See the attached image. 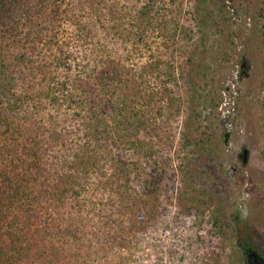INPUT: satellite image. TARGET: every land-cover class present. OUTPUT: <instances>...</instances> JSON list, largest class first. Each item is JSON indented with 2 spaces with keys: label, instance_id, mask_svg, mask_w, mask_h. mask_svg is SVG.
<instances>
[{
  "label": "rangeland",
  "instance_id": "rangeland-1",
  "mask_svg": "<svg viewBox=\"0 0 264 264\" xmlns=\"http://www.w3.org/2000/svg\"><path fill=\"white\" fill-rule=\"evenodd\" d=\"M8 5L0 264L264 255V0H101L100 20L87 0Z\"/></svg>",
  "mask_w": 264,
  "mask_h": 264
},
{
  "label": "trees",
  "instance_id": "trees-1",
  "mask_svg": "<svg viewBox=\"0 0 264 264\" xmlns=\"http://www.w3.org/2000/svg\"><path fill=\"white\" fill-rule=\"evenodd\" d=\"M89 3H90V7L92 9V12H90L92 14V16L94 17V19H98L100 20V13L98 14L99 12V5H100V2L101 0H87ZM8 2H12V3H17L19 2V0H0V14H1V11L2 10H7L9 5H8ZM153 3V2H151ZM151 7V4L150 6L147 7V5H145L144 9H145V12L147 13L148 11V8ZM95 13L97 14V16H95ZM145 14V13H144ZM144 18V17H143ZM142 20V19H141ZM146 19H144L145 21ZM150 23V22H149ZM149 23H147V25H150ZM83 26L82 25H79V29L80 30H84V29H81ZM119 26H116V29L118 28ZM81 32V31H80ZM87 70V73L84 74V78L81 77L80 79L74 81V89L79 93V96H85L86 95V87L85 85L88 84V80H86L87 76H90L89 73H88V69L86 68ZM85 72V70H83ZM58 101V99L54 96L53 98L50 99V102H52L53 104H56ZM1 103V101H0ZM109 110H110V115L109 117H111V120L113 121V124L116 126V127H119V123H120V120L118 119L119 118V115L121 113V110H122V103H120V101H117V102H112L109 104ZM8 108L9 109H12L14 108L15 110L17 111H20L21 110V107L20 105L18 104V102L16 103H10L8 104ZM92 114V113H91ZM91 116H90V113L89 111H86V113H84L83 115V119L85 120V122L87 120H90ZM103 124V122H102ZM83 126V125H82ZM90 136H86V142L84 143L83 146H79L78 145V149L74 150V158L77 160H79L80 156H81V153L83 151V148L84 146L88 148V140H89ZM88 139V140H87ZM84 152V151H83ZM90 159V158H89ZM80 162V163H78ZM75 163L78 164L77 167H75V170L78 168V169H81L83 172H87L88 170L91 169L92 165L90 163L87 162V165L85 166L84 165V162H81L80 161H76ZM88 165L90 167H88ZM75 172V171H74Z\"/></svg>",
  "mask_w": 264,
  "mask_h": 264
},
{
  "label": "flooded vegetation",
  "instance_id": "flooded-vegetation-1",
  "mask_svg": "<svg viewBox=\"0 0 264 264\" xmlns=\"http://www.w3.org/2000/svg\"><path fill=\"white\" fill-rule=\"evenodd\" d=\"M242 159H245V153H243ZM242 253L245 258L244 264H264V255H261L259 251L244 248Z\"/></svg>",
  "mask_w": 264,
  "mask_h": 264
}]
</instances>
